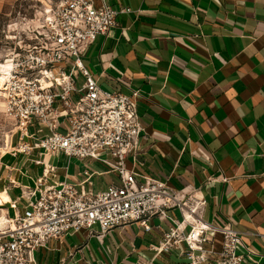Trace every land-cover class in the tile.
I'll return each mask as SVG.
<instances>
[{"label":"crops","instance_id":"crops-1","mask_svg":"<svg viewBox=\"0 0 264 264\" xmlns=\"http://www.w3.org/2000/svg\"><path fill=\"white\" fill-rule=\"evenodd\" d=\"M15 1L0 0V16H9ZM108 3L133 12L98 36L83 60L103 90L141 95L137 110L146 137L137 170L177 189L193 187L207 201L204 219L217 226L229 220L256 251L248 264H264V0ZM35 158H16L21 164L2 184L0 205L17 202L21 187L36 185L43 167ZM54 158L43 160L53 164ZM75 162L73 172L71 162L53 164L54 179L83 180L81 163ZM211 177L216 181H208ZM112 179L95 175L92 189L99 191ZM17 204L23 211L25 201ZM158 241L157 234L134 224L111 231L102 243L85 232L50 240L36 257L38 264H58L83 246L71 264H136L152 257L149 245ZM155 264L180 262L173 254Z\"/></svg>","mask_w":264,"mask_h":264},{"label":"built area","instance_id":"built-area-1","mask_svg":"<svg viewBox=\"0 0 264 264\" xmlns=\"http://www.w3.org/2000/svg\"><path fill=\"white\" fill-rule=\"evenodd\" d=\"M36 1L33 17L19 13L0 28V99L16 138L8 153L34 154V164L43 167L34 187H21L23 211L11 205L10 226L0 232V264H38L36 254L50 240L85 232L102 243L111 231L134 224L159 236L149 245L152 257L136 264L173 254L180 264H248L256 251L229 220L217 226L204 219L207 201L193 187L177 189L137 170L146 137L137 110L141 95L103 90L84 63L97 37L133 11L114 9L109 0ZM60 155L85 166V178L55 180L57 166L43 158ZM94 164L103 170L91 172ZM95 175L114 179L94 191ZM83 249L58 264H71Z\"/></svg>","mask_w":264,"mask_h":264},{"label":"rangeland","instance_id":"rangeland-1","mask_svg":"<svg viewBox=\"0 0 264 264\" xmlns=\"http://www.w3.org/2000/svg\"><path fill=\"white\" fill-rule=\"evenodd\" d=\"M38 6L39 4L36 0H16L14 5L10 7L11 14L7 17L0 16V28L6 23H9L10 20L17 18L19 13L28 15V17H33V12L38 8ZM14 129L15 126L13 122L5 116L3 103L0 99V193L5 192L2 184L5 183L7 175L13 171L14 166L17 167L21 164V160H17L16 158L13 159L11 154L8 153L10 148L16 146V138L13 136L12 139ZM11 139L13 140V143H10ZM73 160L70 164L71 172L74 170L73 167L77 165L75 162L76 160ZM51 162L57 166L67 165V159H65L63 155H60L57 158L55 157ZM78 167L81 170L85 169V166L82 164L78 165ZM88 168L91 172H100L103 170V168L99 165L89 166ZM97 179L98 178H95L96 181ZM8 180L10 181V178ZM12 204L13 202H9L4 205H0V232L10 226L8 222L14 216L13 209L11 208Z\"/></svg>","mask_w":264,"mask_h":264},{"label":"bare ground","instance_id":"bare-ground-1","mask_svg":"<svg viewBox=\"0 0 264 264\" xmlns=\"http://www.w3.org/2000/svg\"><path fill=\"white\" fill-rule=\"evenodd\" d=\"M1 197H2L1 202H6L9 199L8 196L5 194L1 195Z\"/></svg>","mask_w":264,"mask_h":264}]
</instances>
